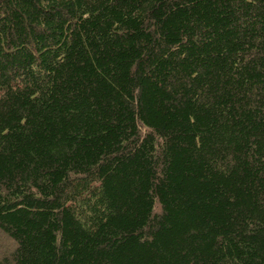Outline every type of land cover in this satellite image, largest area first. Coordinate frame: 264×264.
<instances>
[{"label":"trees","instance_id":"16d2710c","mask_svg":"<svg viewBox=\"0 0 264 264\" xmlns=\"http://www.w3.org/2000/svg\"><path fill=\"white\" fill-rule=\"evenodd\" d=\"M0 264H264V0H0Z\"/></svg>","mask_w":264,"mask_h":264},{"label":"rangeland","instance_id":"374dc122","mask_svg":"<svg viewBox=\"0 0 264 264\" xmlns=\"http://www.w3.org/2000/svg\"><path fill=\"white\" fill-rule=\"evenodd\" d=\"M0 242H1V244H3L4 246L6 245V244H5V242H6L5 240L3 241L2 239H0Z\"/></svg>","mask_w":264,"mask_h":264}]
</instances>
